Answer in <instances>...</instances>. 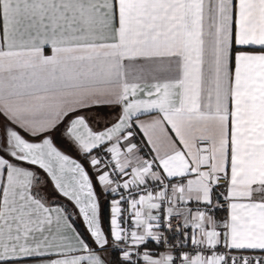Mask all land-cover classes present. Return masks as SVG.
<instances>
[{
  "label": "snow or ice",
  "instance_id": "1",
  "mask_svg": "<svg viewBox=\"0 0 264 264\" xmlns=\"http://www.w3.org/2000/svg\"><path fill=\"white\" fill-rule=\"evenodd\" d=\"M0 264H264V0H0Z\"/></svg>",
  "mask_w": 264,
  "mask_h": 264
},
{
  "label": "crops",
  "instance_id": "2",
  "mask_svg": "<svg viewBox=\"0 0 264 264\" xmlns=\"http://www.w3.org/2000/svg\"><path fill=\"white\" fill-rule=\"evenodd\" d=\"M95 115L101 120V123H103L104 121L108 120L111 118L112 115V110L108 109V108H104L102 110H98L95 112ZM147 116L142 117V119H147ZM137 142L143 141L145 140V138L143 137V134L139 132V130H137ZM65 146V145H62ZM66 147V146H65ZM67 149V147H66ZM147 147H145V151H147ZM72 154L76 155V153L74 151H71ZM222 215V213H221Z\"/></svg>",
  "mask_w": 264,
  "mask_h": 264
},
{
  "label": "trees",
  "instance_id": "3",
  "mask_svg": "<svg viewBox=\"0 0 264 264\" xmlns=\"http://www.w3.org/2000/svg\"><path fill=\"white\" fill-rule=\"evenodd\" d=\"M138 137H136V139H137ZM58 146H61L62 147V150H65V151H67V149H66V147L65 146H62V145H58ZM69 154H71V155H73V156H75L74 154H72L71 152H69ZM149 247L150 248H152L153 246L152 245H149Z\"/></svg>",
  "mask_w": 264,
  "mask_h": 264
},
{
  "label": "water",
  "instance_id": "4",
  "mask_svg": "<svg viewBox=\"0 0 264 264\" xmlns=\"http://www.w3.org/2000/svg\"><path fill=\"white\" fill-rule=\"evenodd\" d=\"M69 154V153H68Z\"/></svg>",
  "mask_w": 264,
  "mask_h": 264
}]
</instances>
